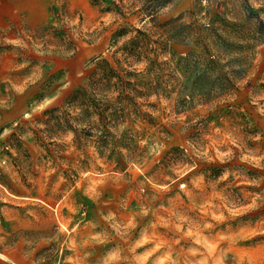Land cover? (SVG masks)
Returning <instances> with one entry per match:
<instances>
[{
    "label": "rangeland",
    "instance_id": "374dc122",
    "mask_svg": "<svg viewBox=\"0 0 264 264\" xmlns=\"http://www.w3.org/2000/svg\"><path fill=\"white\" fill-rule=\"evenodd\" d=\"M149 1L0 0V264H264V0Z\"/></svg>",
    "mask_w": 264,
    "mask_h": 264
},
{
    "label": "clouds",
    "instance_id": "9594fccd",
    "mask_svg": "<svg viewBox=\"0 0 264 264\" xmlns=\"http://www.w3.org/2000/svg\"><path fill=\"white\" fill-rule=\"evenodd\" d=\"M256 7H259V5H256ZM166 10L167 9H165V11ZM76 22H78V21H74V23H76ZM9 43H13V44H16V45H20V46L26 47V45H24L23 42L21 40H19V39L9 41ZM68 55L71 56V55H74V53L70 52ZM146 67H147L146 62H142L140 64L134 65L133 69H130V70L142 72ZM177 75H179V73H177ZM33 83H35V81H33ZM246 83H247V80L242 81V84H246ZM15 91H16L17 94H21L22 95L23 92L25 91V89L23 87H15ZM259 100L260 101H264V95L260 96ZM47 103H51V101H47ZM251 103L255 105L256 101H252ZM255 111L259 114V116L264 117V108L256 107ZM256 139H260V137L257 136ZM141 143L144 144V143H146V141H141ZM155 150L156 149L153 148V149L150 150V152L151 151H155ZM156 154L159 155V152H156ZM202 154L204 156H208V153L206 151L204 153H202ZM209 159H211V157H209ZM261 159H264V157H261ZM146 214L147 213H145V215ZM213 218L216 219V220L222 221L224 219V216L221 214L220 216H214ZM211 227H212L211 224H205V228H211ZM149 242L150 241H149V238L147 236H142L141 239L137 242L136 247H141V246H143L145 244H148ZM195 242L197 244L200 243L199 240H197ZM159 247H160L159 245H156L150 251H147V252L143 253L142 257L140 258L141 259V264H145V262L148 261L149 257H152L153 254L159 250ZM133 251H135V248L133 249ZM119 259H120V256L116 252H113V253H111L108 256V262L117 261ZM167 259H168L167 255L162 256V257H156V259H154L152 261V264H165V261ZM108 262H106V264H108ZM195 264H207V261L206 260H197L195 262Z\"/></svg>",
    "mask_w": 264,
    "mask_h": 264
},
{
    "label": "trees",
    "instance_id": "16d2710c",
    "mask_svg": "<svg viewBox=\"0 0 264 264\" xmlns=\"http://www.w3.org/2000/svg\"><path fill=\"white\" fill-rule=\"evenodd\" d=\"M148 2H150V1L148 0ZM112 7H113L114 11H116V13L118 15H120V16H125L126 15V7L125 6L116 5V6H112ZM141 12H143L145 15L148 14L149 17H150V19H153L154 16H155V11L154 10H151V9H143V10H141ZM190 14H192V13H190ZM209 20L211 21V24L213 25V24H215V22L218 19H217L216 15L214 14L212 17L210 16V19ZM154 27H157V26H154ZM136 32L140 36L142 35L144 38L147 37L146 34L141 33L140 31H136ZM196 35H197L196 37H198L200 39V34H196ZM201 40H202V38H201ZM133 41H134V39L130 43V45L132 47L134 46L133 45ZM123 50L126 51L125 52L126 54H130L129 50L128 51L125 50V49H123ZM181 59H182V57H181ZM183 60L190 61L192 63L202 64V65H203V63H205L207 65V70L215 71V67L220 62L221 56H216V55H213V54H209V53H207L204 50L203 52H201L199 55H196V56H192L191 57V55L188 54L185 58H183ZM110 74H112V68L110 67V65L108 64V62H106V60L102 59V60H100L97 63V65H96V71L94 73V77L95 76L96 77L100 76V77H99V79L95 80L94 82H99V80H101L103 82H106L107 81L106 80V77H108ZM103 76H105V77H103Z\"/></svg>",
    "mask_w": 264,
    "mask_h": 264
}]
</instances>
